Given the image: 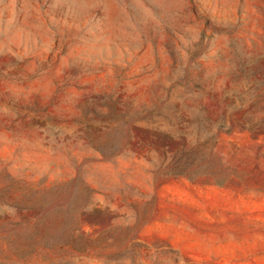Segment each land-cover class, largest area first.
Returning a JSON list of instances; mask_svg holds the SVG:
<instances>
[{
	"label": "rangeland",
	"instance_id": "obj_1",
	"mask_svg": "<svg viewBox=\"0 0 264 264\" xmlns=\"http://www.w3.org/2000/svg\"><path fill=\"white\" fill-rule=\"evenodd\" d=\"M0 264H264V0H0Z\"/></svg>",
	"mask_w": 264,
	"mask_h": 264
},
{
	"label": "trees",
	"instance_id": "obj_2",
	"mask_svg": "<svg viewBox=\"0 0 264 264\" xmlns=\"http://www.w3.org/2000/svg\"><path fill=\"white\" fill-rule=\"evenodd\" d=\"M126 124V123H123ZM206 162V157L199 152L197 149H191V150H183L180 152V154L177 156V158L175 159L174 163H175V167H178L177 169H174L172 171H168L167 174L168 175H173V176H179V177H185L188 180H195L198 176H201L202 173H199L196 170H190L187 169L188 167H193V166H202L203 163ZM206 165H210L212 166V163L208 162L206 163ZM215 178V184L217 185H222L226 179L223 178ZM10 208L11 207H15L18 208L16 203L14 205H8ZM64 232V231H63ZM61 233L63 237V235H65L64 233ZM59 237L57 235H47V236H43V237H35L33 239V243H34V247H30V245L28 244V242H25L23 240L20 239L17 231H14V235L13 237L10 238V248L9 251L11 252V254H14L15 256L18 257H25L26 255L32 253L35 248L37 246H39V244H42L43 247H46L49 243H51L52 245H50L51 247H49V249H51L55 244L58 243ZM54 248V247H53Z\"/></svg>",
	"mask_w": 264,
	"mask_h": 264
}]
</instances>
